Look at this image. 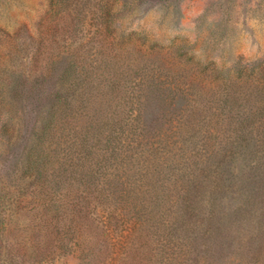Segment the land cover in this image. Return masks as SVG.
Segmentation results:
<instances>
[{
  "label": "trees",
  "instance_id": "1",
  "mask_svg": "<svg viewBox=\"0 0 264 264\" xmlns=\"http://www.w3.org/2000/svg\"><path fill=\"white\" fill-rule=\"evenodd\" d=\"M49 4L67 8L73 28L94 13L100 36L112 31L118 0ZM65 51L40 59L38 47L21 64L20 75L52 86L16 167L18 187L30 197L33 235L43 238L38 252L112 264L118 250L177 246L179 264H255L250 247L264 233V190L254 185L264 180V59L239 58L225 71L214 62L209 72L197 66L198 78L213 82L205 90L158 65L136 80L118 72L120 60L100 57L93 65L104 66L93 73L83 54L70 52L55 72ZM22 125L16 121V141ZM242 149L253 179L239 188L246 198L225 209L226 176ZM230 240L236 244L228 255ZM238 248L245 259L236 260Z\"/></svg>",
  "mask_w": 264,
  "mask_h": 264
},
{
  "label": "rangeland",
  "instance_id": "2",
  "mask_svg": "<svg viewBox=\"0 0 264 264\" xmlns=\"http://www.w3.org/2000/svg\"><path fill=\"white\" fill-rule=\"evenodd\" d=\"M49 3L50 0H0V95L4 98L0 104V264H93L76 253L38 252L43 238L36 240L33 235L31 204H27L30 197L18 187L16 167L52 88L50 82L45 83L36 74L20 75L22 60L35 55L36 48H41L42 59L50 53L59 55L65 46L55 72L61 70L70 52L75 56L83 54L93 73L101 72L104 66L103 62L100 68L94 67L100 57L111 62L120 60L118 72L131 78L149 77L158 65L163 72L193 78L205 90L213 82L198 78L197 66L207 65L209 72L212 65L208 62H214L225 71L239 58L244 63L264 59V0H118L112 11L117 13L112 31L100 36L93 32L94 13H88L85 23L73 28L69 10ZM134 82L128 81L127 88L138 89ZM16 92L21 93L17 100L13 97ZM19 119L23 125L16 141ZM5 126L13 132L11 138L3 130ZM253 171L249 152L242 149L230 162L226 176L225 209L246 198L245 190L239 188L252 181ZM254 185L264 190V180ZM260 233L250 247L255 264H263L264 260V233ZM229 243L225 249L228 255L234 252L236 242ZM152 248H132L124 253L118 250L112 264H179L177 246ZM237 250L236 260L245 259L247 255L240 253L244 248ZM106 255L104 251L100 256Z\"/></svg>",
  "mask_w": 264,
  "mask_h": 264
}]
</instances>
